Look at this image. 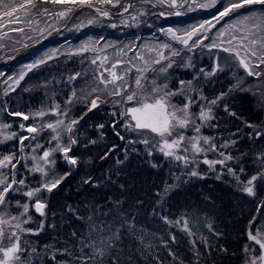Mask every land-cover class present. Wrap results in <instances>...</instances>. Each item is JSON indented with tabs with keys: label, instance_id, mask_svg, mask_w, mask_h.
Returning a JSON list of instances; mask_svg holds the SVG:
<instances>
[{
	"label": "trees",
	"instance_id": "trees-1",
	"mask_svg": "<svg viewBox=\"0 0 264 264\" xmlns=\"http://www.w3.org/2000/svg\"><path fill=\"white\" fill-rule=\"evenodd\" d=\"M129 1L120 0V4L127 5ZM19 2L0 0V5ZM205 2L197 0V4ZM227 2L221 0L215 7L207 9L189 2L183 8L174 9L152 7L136 0L132 4L142 6L146 14L139 15L135 24L134 21H124L135 7L118 16L115 14L123 11V7L105 5L113 13L107 18L91 9H83L73 16L63 30L37 46L33 45L64 25L79 7L64 19L36 15L22 17L13 23L12 17H0V62L28 48L0 67V125H11L6 129L0 128V141L5 135L17 134L16 138L0 143V158L14 154L16 169L9 165L2 171L9 173L10 180L11 172L15 171V179H24L27 185V188L21 187L20 192L9 194V212L19 216L23 209L17 203H28L31 220L23 227L39 231L43 224L39 235L21 233L22 246H25L24 241H28L44 257L42 262L33 257V264H57V261L64 264L73 256H79L77 238L87 231L86 218L89 215L97 222L114 221L119 225L122 219H127L135 223V236L129 235L126 230L122 234L121 264H245L248 256L245 248L251 242L248 233L264 236V178L254 182L255 197L241 191L248 179L264 172V75L259 79L249 77L232 58H229L230 66H225L227 53L219 49L209 51L212 34L225 22L237 18L229 16L217 22L221 5ZM45 6L55 10L52 5ZM3 11L5 9L0 6V12ZM176 11L181 15H175ZM161 12L165 15H160ZM19 14L17 12L13 16ZM89 20L93 23H88ZM112 24L116 27H111ZM200 24H205V28L194 35L197 41L203 40L199 46H193L194 42L189 40L188 47H185L166 34L167 28H171L178 36H184ZM205 36L207 39H204ZM161 42L169 44L171 52L178 50L180 56L171 57L175 63L166 76H160L158 83L166 80L169 88L176 90L180 81H192L189 92L195 101L191 106L192 113L198 114V106L207 107L208 101L226 94L217 105L211 106L214 118L203 124L200 135L208 137L217 146V150L208 155V160H223L220 152L233 159L225 161L224 165L212 167L202 162L197 166V176L184 177L178 183L175 175L181 174L180 168L170 167L164 156L157 152L149 155V148L136 142L142 136L125 127L131 119L122 115L125 110L121 106L123 104L114 105L111 103L112 97L102 92L89 97L90 100L98 94L102 98L92 111H88L89 105L83 99L67 103L72 99L73 91L77 97H83L86 91L97 87L95 77L100 67L92 60L103 59L100 55H105L104 44L109 43L113 47L110 53H114L112 59L117 60L111 61H119V68L125 65L135 68L131 62L133 58L144 56L147 45ZM86 44L90 50L79 52ZM189 48L192 50L189 51ZM119 51L120 58L116 55ZM45 56L46 62L38 64ZM32 59L38 66L31 71L24 69V79L16 84L20 69L32 65ZM217 64L222 70L206 76L205 73L212 72ZM77 73L80 75L75 80L69 79ZM240 79L243 81L240 87H233ZM188 87L185 83V89ZM81 89L86 91L82 92ZM201 95L205 99H201ZM172 100L181 106L185 102L183 96L173 97ZM56 105H59L60 114L52 115ZM65 110H68L67 117L62 115ZM40 111L46 113L42 119L35 117V113ZM17 112L28 115L30 119L25 121L21 116L14 115ZM81 116L83 119H80ZM57 119H63L65 123L71 119L79 120L71 134L62 127L58 129L62 146L68 145L69 135L77 141L71 145L69 156L78 162L71 165L61 152H54L50 159L55 163L46 170L50 171L53 179L66 178L51 193L43 190L29 200L22 194L23 191L40 187L43 182L40 173L30 171L35 165L31 157H39L45 150L52 149L56 141L51 139L55 133L45 128L36 134L35 139L25 140L21 152L19 137H31L33 134L23 131L20 125L39 127ZM258 132L261 135L257 136ZM120 136L124 139H120ZM37 144L41 147L33 151ZM225 144L226 147H221ZM36 161L44 164L42 160ZM228 168H232L235 175L229 173ZM85 180L91 183H85ZM166 188L169 189L167 192ZM36 199H41L47 205L44 216L35 211ZM184 220L188 221L192 235L184 231ZM73 232L77 236L74 237ZM140 238L144 242L142 245ZM64 249L71 255H60ZM170 252L173 255H169ZM53 254L56 255L55 260L51 259ZM73 264H79V261H73Z\"/></svg>",
	"mask_w": 264,
	"mask_h": 264
},
{
	"label": "snow or ice",
	"instance_id": "snow-or-ice-1",
	"mask_svg": "<svg viewBox=\"0 0 264 264\" xmlns=\"http://www.w3.org/2000/svg\"><path fill=\"white\" fill-rule=\"evenodd\" d=\"M141 4L151 5L152 7L156 6H166L174 9L183 8L189 2L192 5H195L199 8H211L215 7L217 4L221 3V0H206L205 3L197 4V0H139ZM45 5L54 6L55 10L46 7ZM71 5V7H66ZM105 5H110L111 7H123V12H127L130 7H135L134 4L121 5L120 0H20L18 4H3L2 6L5 11L0 12V17H12V22H18L22 17H34L36 15L40 16H53L57 19L66 18L69 13L74 11L76 7L79 8H88L92 11L96 12L101 17H109L110 12ZM59 6V7H56ZM222 10L219 11V15L216 17L217 22L229 16H236V24H229L228 29L225 32H221L217 39H221L227 32V30H231L235 33H239V35H233L230 39H228L227 43L229 47H222L217 43L213 42L208 45L209 51L212 49L219 48L221 51L228 54L225 57V66H230L229 58H232L235 61H238V64L241 68H243L244 72L249 77H256L259 79L262 75H264V0H228L227 3H223L221 5ZM255 9H259L256 11ZM245 10V11H241ZM19 12V15L13 16L14 13ZM123 15V13H120ZM144 11H140V15H145ZM160 15H165V13L161 12ZM175 15L179 16L181 13L179 11L175 12ZM133 20L136 19V16L132 17ZM31 22V21H29ZM88 23H93L92 20H89ZM210 23V22H209ZM239 25V26H238ZM6 26V25H5ZM111 27H116L115 24H112ZM205 28V24H200L197 27L191 29L185 33V36H178L171 28L167 30V34H169L172 38L180 42L181 44L188 47V41L192 39L194 35L200 33L201 29ZM23 31V29H19ZM204 39H207L205 36ZM223 42V41H222ZM203 44V40H199L194 42L193 46H199ZM162 49H168L170 45L162 44L160 45ZM88 45H83L79 52H87L89 51ZM94 50V49H91ZM192 48H189L191 51ZM243 52V55H242ZM70 54H78V53H70ZM180 56V52L178 50H174L171 52V56H165L162 51L158 52L157 58L145 59L144 56H138L137 59L144 61V67L136 68V72L139 73L135 77V89L129 92L130 85L125 81L124 84L117 83L118 81H124L125 75H118L115 69L119 66V61L113 63L110 69H106L108 72V76L110 79L104 76V73L101 72L96 79H98L99 84L104 85L103 89L97 87H92L90 91H86V89H81L82 92L86 91V94L83 97H77L75 91L72 92V99L67 101L68 104H72L74 99H83L86 104H88V111H92L98 107V102L101 101L100 95H95L94 98L89 100L90 96H93L94 93H100L102 91L107 92V94L111 97H121L120 100H113L114 105L120 104H129L134 105L125 108L122 113L123 116H127L131 118V122L125 124V127L132 132L136 133H151L153 137H159V140L156 141L152 137L144 135L139 141L144 145H152L153 147H157L160 152L163 153L166 157L174 158L176 161H184L185 165L190 162V158L188 155L180 154V153H188L191 151L194 155H199L201 153H206L207 151H216L217 146L212 143V141L208 137H204L201 135H192L187 136V130L190 125L193 126V131L196 134H199L201 131V127L203 123L206 121L212 120L214 117L212 116V107L218 104L219 100L223 99V96L226 95L222 93L219 97L208 101L207 107H201L199 114H194L191 112V106L195 103L192 99L189 92L192 90V81H180L179 88L176 90H172L169 88L167 81L165 80L163 83H158L160 76H166L168 70L173 67V61L171 57ZM108 57L105 56L101 61V67H103L104 61H107ZM163 61H168L166 64L162 65ZM45 60H40L38 64L45 63ZM96 59L92 60L93 64H96ZM38 64L28 65V70L31 71L33 68L37 67ZM149 65H162L160 68H150ZM222 70L220 65L217 64L216 68L213 69L210 73H205L206 76L215 75L217 71ZM151 71L154 73L152 77L146 76V73ZM203 71V69H201ZM26 73H22L19 78L15 81L16 84H19L21 80L24 79ZM80 74L77 73L75 76L70 77V80H75ZM145 81L148 82L150 86H146ZM185 83L189 86L188 89H185ZM243 83L242 79L238 80L237 83L233 86L239 88ZM113 85V88L109 90L108 86ZM232 89L230 88L229 91ZM247 90V89H242ZM177 96L184 97V103L182 106L179 103H173L172 98ZM201 99H205L202 95ZM56 110L52 111V115H59V105L55 106ZM227 111V108H225ZM46 113L44 111H40L35 113V117L43 118ZM230 115H235V113H229ZM10 115H13L10 113ZM16 116H21L23 120L27 121L30 119L28 115H24L22 113H14ZM63 116H68V110H65L62 113ZM87 115V113H85ZM115 115V113H113ZM83 119V116L80 117ZM196 119L201 121V124H196ZM79 120L71 119L68 123H65L63 119H57L55 122H48L46 124H42L39 127L33 126H25L24 124L20 125V128L23 131L33 134L31 137L29 136H20L19 143L21 145L20 151L24 150V141L28 139H35L36 134H39L42 130L50 129L55 135L51 137L53 141H56L55 146L50 150H45L41 156L37 157L33 155L31 159L36 161L37 159L42 160L44 162L43 165L40 163H35V165L30 168V171L40 173L43 182L40 187L35 189H28L23 191V195L28 197L31 200L34 197H37L38 194L46 190L51 193L54 189H56L65 179L66 177L59 178H51L50 171L46 170L52 164H54V160H51L50 157L54 152L59 151L63 154L64 159L71 165L77 164V159L69 156V152L71 151V145H74L77 141L69 135V143L67 146H62L61 144V133L58 131L61 127L64 129L66 133L71 134L74 130V125L78 124ZM11 125L3 124L0 125V128H9ZM252 127V125H248ZM100 127H104V125H100ZM117 135L120 134L117 132ZM257 136L261 135V133H256ZM17 134L15 132L10 135H5L3 137V143L7 140H12L16 138ZM120 139H124L123 136H120ZM201 141H203L204 145H208V148L205 149L201 145ZM132 142V141H130ZM95 143V141H93ZM234 144L235 141H232ZM183 146V147H182ZM227 145H221V147H226ZM41 147V145L37 144L34 146L33 151L36 148ZM151 149H149V155H151ZM224 157L223 160H208L204 159L203 163L209 165L210 167L220 164L224 165L225 161L233 159L230 155H225L223 152L219 153ZM15 159V155H3L0 158V254H2V258H0V264H33V257H35L38 261H43V255L35 248L32 247L31 243L28 241H24V245H21V236L20 233H31L32 235H39V231L43 230V224L40 225L39 231H33L31 229H26L22 225L29 223L31 217L28 216L29 212V204H19L18 207L23 209V212L19 216H9L7 212L2 211L9 203V194L20 192L21 187L27 188L24 179L16 180L15 171L11 172V180L9 179V173L3 172L2 170L7 168L9 165L13 170L16 169L17 165L13 163ZM23 159V157H21ZM258 159H262L258 157ZM191 162H195L192 159ZM227 171L232 175H235L232 168H228ZM54 175V174H53ZM191 176H197L198 172L196 170H192L190 172ZM264 178V172H260L257 175H253L250 179L247 180L244 187L241 189L245 194L250 197L256 196L255 191V181ZM85 183H91L90 180H85ZM174 186H169V188ZM169 189L166 188L165 192ZM46 204L42 202L41 199H36L34 207L35 211L38 212L41 216L45 215L44 209L46 208ZM106 215V214H105ZM24 217V219H21ZM78 219H84L83 217H77ZM87 231L81 234L77 238V247L79 248L80 255L73 256L72 260L65 261L64 264H73V261H79V264H121L122 257L121 253L123 252V248L121 247L122 234L126 230L129 235L135 236L136 225L132 221L127 219H122V222L119 225H116L114 221H106L100 220L97 222L93 218V216L89 215L87 218ZM166 223H170L166 218ZM13 221L15 223H13ZM179 223V222H177ZM209 230H211V225L208 226ZM13 229L12 231H7V229ZM183 229L188 232L189 235H192L191 231L188 227V221H183ZM75 237L77 234L75 232L72 233ZM5 238L9 242L7 246H5ZM248 238L251 241H254L256 245L259 246L261 250V254L258 257H254L251 259L250 264H257V261H260L261 264H264V238H260V234L253 235L252 232L248 233ZM139 243L142 245L143 239H139ZM49 246H45L48 248ZM87 249V252H85ZM59 251V250H57ZM245 251H249V249L245 248ZM26 254V255H25ZM71 255L67 249H64L60 252V255ZM169 255H173L171 252ZM175 259L176 257L173 256ZM51 259L55 260L56 255L53 254ZM57 264H61V262L57 261Z\"/></svg>",
	"mask_w": 264,
	"mask_h": 264
},
{
	"label": "rangeland",
	"instance_id": "rangeland-1",
	"mask_svg": "<svg viewBox=\"0 0 264 264\" xmlns=\"http://www.w3.org/2000/svg\"><path fill=\"white\" fill-rule=\"evenodd\" d=\"M140 11H144L143 10V7L142 6H136L135 8H133V9H131V14L129 15V16H127L125 19H124V21L125 22H129V21H134V24L136 23V21H137V17L140 15ZM133 16H136V19L135 20H133L132 19V17ZM79 20H80V18H79ZM236 20H237V18L236 19H234V20H232V21H227V22H225L223 25H221L219 28H218V30L215 32V33H213L212 34V36H211V42L213 43V42H215V43H217L218 45H221L222 47H229V45H228V43H227V41H228V39H230L233 35H239V33H235V32H233V31H231V30H227V32H226V34L221 38V39H217V37L220 35V33L221 32H225V30L226 29H228V25L229 24H236ZM128 24V23H127ZM239 26V25H238ZM184 28V27H183ZM169 28H167V30H168ZM173 30V29H172ZM185 31V30H184ZM173 32H175L174 30H173ZM176 33V32H175ZM166 34H167V32H166ZM177 34V33H176ZM171 39H174V38H172L169 34H167ZM185 36V35H184ZM185 38H187L186 36H185ZM197 37L196 36H193L192 37V39H191V42L193 43V42H196L197 41V39H196ZM223 41V42H222ZM162 44H167L166 42H161V43H157V44H153V45H147L148 47V49L147 50H145V52H146V54H144V57H145V59H150V58H152V59H154V58H157V55H158V52H160V51H162L163 53H164V55L165 56H171V51H170V48H168V49H162L161 47H160V45H162ZM169 45V44H168ZM102 47H104V49H103V52H104V54L105 55H103V54H101L100 55V57H105V56H107L108 57V59H107V61H104V64H103V67H101L100 65H101V61L103 60V59H99L97 62H96V64L98 65V67H100V72H99V74L101 73V72H103L104 73V76L105 77H107V78H111V77H109L108 76V72L106 71V67H108V69H110L111 68V62L112 61H114V60H117V59H112L113 57H114V53H110L111 51H110V49L112 48L113 49V47L108 43V44H104ZM216 49H219V48H216ZM220 50V49H219ZM108 51V52H107ZM121 51H119V52H117L116 53V55H117V57L118 58H120V53ZM242 55H243V52H242ZM46 58V56L43 58V60ZM32 60H34V59H32ZM112 60V61H111ZM130 61H131V59H130ZM36 61L34 60L33 62H31L32 64H34ZM131 62H133V64H134V66H135V68H131L129 65H125V67L124 68H119L120 66H118L116 69H115V71L117 72V74L118 75H125V73H127L126 75H125V80L124 81H118L117 83H119V84H124L125 83V81L128 83V85H130V87H129V92L130 91H132V90H134L135 89V83H134V80H135V77L137 76V75H139V73H137L136 72V68L137 67H140V68H142V67H144V61H142V60H139V59H135V58H133V61H131ZM168 61H163L162 62V65L163 64H166ZM189 62V59L187 58L186 59V63H188ZM238 62V61H237ZM1 63V62H0ZM113 63V62H112ZM162 65H149V67L150 68H160ZM2 66V65H1ZM0 66V67H1ZM28 66V65H27ZM27 66H25V68H23V69H20V71H19V73H18V75H17V79L19 78V76L22 74V73H25L26 71H23L24 69H28V67ZM134 69V70H133ZM130 71L132 72V73H130ZM98 74V75H99ZM154 75V73L153 72H151V71H148L147 73H146V76H148V77H152ZM95 84H96V86H98L100 89H103L104 88V85H101V84H99V81H98V79H96V77H95ZM145 84H146V86H150L149 84H148V82L147 81H145ZM108 88H109V90H111L112 88H113V85H109L108 86ZM102 93L104 94V95H107V96H109L108 94H107V92H104V91H102ZM112 99L114 100H120L121 99V97H112ZM111 103H113V102H111ZM124 109L125 108H127V107H130V106H134V105H129V104H123V105H121ZM201 107H205L204 105H201V106H198V109L200 110L201 109ZM192 112V111H191ZM198 114H199V112H198ZM197 114V115H198ZM131 119V118H130ZM207 122V121H206ZM206 122H204L203 124H205ZM195 123L196 124H201V121L199 120V119H196V121H195ZM139 135H141L142 137L144 136V135H147V136H149V137H152L154 140H156V141H158L159 140V137H153V134H151V133H138ZM192 135H200V133L199 134H196L194 131H193V126H191L190 125V127H189V129L187 130V136H192ZM201 145L205 148V149H207L208 148V145H204L203 144V141H201ZM147 147L149 148V149H151V151H152V153H154V152H157V153H159V154H161V155H163V153L162 152H160L159 150H158V148L157 147H153L151 144L150 145H147ZM183 147V146H182ZM210 153H211V151H207L206 153H201V154H199V155H194L191 151H189L188 153H180V154H185V155H188L189 156V158H190V162L187 164V165H185V163H184V161H176L174 158H171V157H166V156H164V158H165V160L167 161V163L169 164V166L170 167H174V166H178L179 168H180V170H181V174L180 175H175V181H176V183H178V182H180V181H182L183 179H184V177L186 178V177H189V176H191L190 175V172L192 171V170H196L197 169V166H198V164H200V163H202L203 162V160L206 158H208V155H210ZM222 158V157H221ZM192 159H194L195 160V162L193 163V162H191L192 161ZM219 160H222V159H219ZM39 161H35L34 163H38ZM41 164H43V163H41ZM25 201H27V200H25ZM2 211H5V212H7L8 213V215L9 216H13L10 212H9V209H8V207L6 206L5 208H3L2 209ZM21 219H24L23 217H21ZM13 223H15L14 221H13ZM23 226V225H22ZM13 229H11V228H9V229H7V231H12ZM22 234L20 233V236H21ZM260 238H264V236H262V237H260ZM251 241V240H250ZM4 243H5V246H7L8 245V241H7V239L5 238V241H4ZM21 245H22V243H21ZM248 249H249V251H247V253H248V256L246 257V261H245V264H250V261H251V259L252 258H254V257H258L260 254H261V250L259 249V246L258 245H256L255 243H254V241H251L250 242V246L248 247ZM0 258H2V254H0ZM257 264H261V262L260 261H257Z\"/></svg>",
	"mask_w": 264,
	"mask_h": 264
},
{
	"label": "water",
	"instance_id": "water-1",
	"mask_svg": "<svg viewBox=\"0 0 264 264\" xmlns=\"http://www.w3.org/2000/svg\"><path fill=\"white\" fill-rule=\"evenodd\" d=\"M133 1H136V0H130L128 4H131ZM83 9H88V8H78V9H76V10L71 14V16L67 19V21L65 22V24H64L62 27H60V28L54 30L53 32L49 33L48 35H46L45 37H43L42 39H40L38 42H36L33 46H37V45H39L40 43H42V42H44V41L50 39L51 36H52L53 34H56V33H58L59 31L63 30V29L67 26V24L70 22V20L73 18V16H74L78 11L83 10ZM122 13L124 14L125 12H122ZM117 15H121V14L119 13V14H117ZM27 49H28V48H25V49L19 51L17 54H15L13 57H10V58H8V59H5L4 61H2V62L0 63V66L6 64V63H8V62H11L12 60H14L17 56H19L22 52H24V51L27 50Z\"/></svg>",
	"mask_w": 264,
	"mask_h": 264
}]
</instances>
